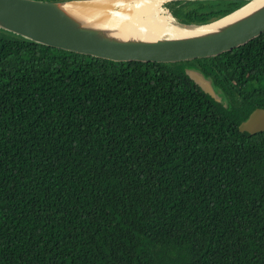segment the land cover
I'll return each mask as SVG.
<instances>
[{
  "label": "trees",
  "instance_id": "16d2710c",
  "mask_svg": "<svg viewBox=\"0 0 264 264\" xmlns=\"http://www.w3.org/2000/svg\"><path fill=\"white\" fill-rule=\"evenodd\" d=\"M247 2L165 7L203 25ZM186 67L210 77L226 106ZM255 109L264 33L164 64L0 29V264H264V132L238 130Z\"/></svg>",
  "mask_w": 264,
  "mask_h": 264
},
{
  "label": "water",
  "instance_id": "95a60500",
  "mask_svg": "<svg viewBox=\"0 0 264 264\" xmlns=\"http://www.w3.org/2000/svg\"><path fill=\"white\" fill-rule=\"evenodd\" d=\"M77 1L85 0H0V29L34 43L97 59L164 64L213 58L244 46L264 33V4L236 20L206 31L177 38L145 40L122 37L115 29L89 23L67 7ZM176 1L203 0H167L163 5ZM249 3L250 0L231 14ZM229 15L203 25L175 23L188 30H197ZM185 73L205 94L226 106L224 95L210 77L195 67H186ZM238 130L249 135L264 132V110L252 111L239 124Z\"/></svg>",
  "mask_w": 264,
  "mask_h": 264
},
{
  "label": "bare ground",
  "instance_id": "6f19581e",
  "mask_svg": "<svg viewBox=\"0 0 264 264\" xmlns=\"http://www.w3.org/2000/svg\"><path fill=\"white\" fill-rule=\"evenodd\" d=\"M167 0H85L71 2L67 7L89 23L117 30L122 37L145 40L177 38L226 24L261 7L264 0L250 3L223 20L202 29L188 30L178 26L163 9ZM200 30V31H199Z\"/></svg>",
  "mask_w": 264,
  "mask_h": 264
},
{
  "label": "rangeland",
  "instance_id": "374dc122",
  "mask_svg": "<svg viewBox=\"0 0 264 264\" xmlns=\"http://www.w3.org/2000/svg\"><path fill=\"white\" fill-rule=\"evenodd\" d=\"M163 9L165 10L166 13H168V10L166 9L165 5H163Z\"/></svg>",
  "mask_w": 264,
  "mask_h": 264
}]
</instances>
